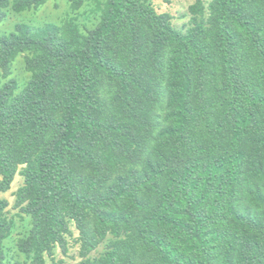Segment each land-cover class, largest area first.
Masks as SVG:
<instances>
[{
	"label": "trees",
	"instance_id": "obj_1",
	"mask_svg": "<svg viewBox=\"0 0 264 264\" xmlns=\"http://www.w3.org/2000/svg\"><path fill=\"white\" fill-rule=\"evenodd\" d=\"M47 1L0 0V24ZM85 6L91 28L0 35V191L24 177L32 225L13 264L66 253L69 221L79 264H264V0H196L185 32L145 0Z\"/></svg>",
	"mask_w": 264,
	"mask_h": 264
},
{
	"label": "rangeland",
	"instance_id": "obj_2",
	"mask_svg": "<svg viewBox=\"0 0 264 264\" xmlns=\"http://www.w3.org/2000/svg\"><path fill=\"white\" fill-rule=\"evenodd\" d=\"M212 0H204L208 5ZM158 14H169L173 27L185 32L190 27L189 7L196 0H145ZM72 0H48L46 4L37 9H32L23 14H15L12 11L3 23L0 24V35L8 34L13 31L17 23H27L34 27H43L48 23L61 25L75 17L79 29L83 30L85 26L91 28L99 19L101 12L91 11L90 7H83L80 10L72 9ZM9 78L19 80L20 86H23L29 78V73L25 69L22 57H19L12 65V74ZM6 79L3 77V71L0 69V85ZM24 167H20L22 170ZM24 177L18 173L7 192L0 191V198L8 201V207L5 210V216L13 224V230L5 242L4 250L7 254V262L13 264L18 259H24L19 256L17 250V240L25 237L31 225V218L24 214L20 207H16V194L24 185ZM71 234L66 235L67 252L64 253L60 246H56L52 256H45V264H79L82 261L80 257L81 243L79 241L80 232L74 221H69ZM108 238L93 251L91 257L100 256L106 249Z\"/></svg>",
	"mask_w": 264,
	"mask_h": 264
}]
</instances>
